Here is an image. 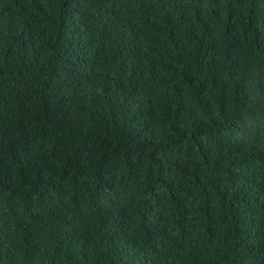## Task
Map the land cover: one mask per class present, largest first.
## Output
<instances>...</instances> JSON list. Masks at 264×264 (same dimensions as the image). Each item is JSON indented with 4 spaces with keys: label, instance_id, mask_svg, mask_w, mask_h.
Returning <instances> with one entry per match:
<instances>
[{
    "label": "trees",
    "instance_id": "1",
    "mask_svg": "<svg viewBox=\"0 0 264 264\" xmlns=\"http://www.w3.org/2000/svg\"><path fill=\"white\" fill-rule=\"evenodd\" d=\"M0 264H264V0H0Z\"/></svg>",
    "mask_w": 264,
    "mask_h": 264
}]
</instances>
